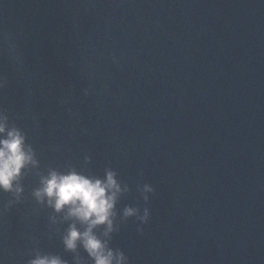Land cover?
I'll list each match as a JSON object with an SVG mask.
<instances>
[{
    "label": "water",
    "instance_id": "water-1",
    "mask_svg": "<svg viewBox=\"0 0 264 264\" xmlns=\"http://www.w3.org/2000/svg\"><path fill=\"white\" fill-rule=\"evenodd\" d=\"M0 81L38 162L0 190V264H95L34 195L72 167L127 187L129 264H264V0H0Z\"/></svg>",
    "mask_w": 264,
    "mask_h": 264
},
{
    "label": "clouds",
    "instance_id": "clouds-1",
    "mask_svg": "<svg viewBox=\"0 0 264 264\" xmlns=\"http://www.w3.org/2000/svg\"><path fill=\"white\" fill-rule=\"evenodd\" d=\"M5 83L0 81V89ZM88 162L90 157L85 158ZM36 154L27 143L24 131L16 125L9 124L6 111L0 109V190L14 193L17 198L23 193L20 179L29 165L37 164ZM127 187L121 186L117 173L106 170L103 177L87 175L75 167L65 172L52 169L41 178V187L34 192L39 202L47 198L48 206L57 213L66 210L65 220H72L63 242L69 251H75L82 245L95 264H129L123 251L109 246L112 233L117 227V204ZM145 192H152L150 185L144 186ZM147 201L149 197L144 196ZM136 217L141 223L138 231L143 233V226L148 223L151 212L143 209L141 215L137 207H125L123 218ZM55 219V218H53ZM83 226V231L77 226ZM103 228V237L97 235L96 229ZM29 264H65L58 256H41L29 261Z\"/></svg>",
    "mask_w": 264,
    "mask_h": 264
}]
</instances>
